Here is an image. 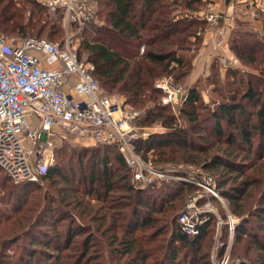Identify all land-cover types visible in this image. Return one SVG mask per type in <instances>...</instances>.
<instances>
[{"label": "trees", "instance_id": "1", "mask_svg": "<svg viewBox=\"0 0 264 264\" xmlns=\"http://www.w3.org/2000/svg\"><path fill=\"white\" fill-rule=\"evenodd\" d=\"M97 3L101 23L84 26L78 61L94 66L103 92L120 95L140 113L136 126L157 122L167 128L135 141V151L162 170L183 164L211 171L238 220L229 263L264 264V15L260 32L236 21L226 41L228 52L258 74L228 70L224 85L214 81L221 95L213 108L202 104L196 86L185 89L187 100L176 109L188 122L181 127L161 103L156 82L172 77L177 85L186 83L208 27L199 15L208 0ZM62 19L61 11L51 14L36 0H0V35L54 41ZM209 131L217 138L210 140ZM96 145L70 150L76 160L67 163L58 160L59 151L40 179L44 189L15 184L0 170V264L13 245L19 247L14 264H41L40 258L43 264H212L200 251L214 217L194 237L177 225L185 194L195 187L171 181L136 188L118 151Z\"/></svg>", "mask_w": 264, "mask_h": 264}, {"label": "built area", "instance_id": "2", "mask_svg": "<svg viewBox=\"0 0 264 264\" xmlns=\"http://www.w3.org/2000/svg\"><path fill=\"white\" fill-rule=\"evenodd\" d=\"M37 1L51 14L61 11L63 22L73 25L76 34L66 36L62 44L0 35V170L15 184L37 182L54 165L58 135L113 147L123 158L136 188L175 181L203 190L204 205L200 207L197 201L201 196H195L185 202L177 217L180 232L198 236L201 226L210 217H217L211 199L219 201L221 196L210 176L176 168L162 170L135 151L134 142L148 137L135 125L140 113L120 97L102 92L92 76L94 66L78 61L73 45L74 37L95 17L91 0ZM254 1L251 5L257 14L264 15V0ZM229 17L231 13L204 15L208 27ZM156 88L163 93L161 103L170 108L177 109L187 100V92L172 77L158 80ZM53 129L58 133H52ZM217 223L222 225L220 220ZM236 223L227 215L224 227L230 237H234ZM214 264H230L228 251Z\"/></svg>", "mask_w": 264, "mask_h": 264}, {"label": "rangeland", "instance_id": "3", "mask_svg": "<svg viewBox=\"0 0 264 264\" xmlns=\"http://www.w3.org/2000/svg\"><path fill=\"white\" fill-rule=\"evenodd\" d=\"M90 2H91V5H92V8H93V11H94L93 15H95V17H94V19L92 21V24H99V23H101V20L96 15L97 7H98L97 0H91ZM199 15L202 16L201 14H199ZM256 16H259V15L256 14ZM257 18L259 19V17H257ZM246 20L247 19L244 20L240 16L239 19H238V22H245ZM245 24H248V26H249L248 28L249 29L252 28L253 30H256V31H259V32L262 30V28H261L262 26H260L259 23H258L257 27H255L254 24L249 22V21H246ZM61 28H62V32H61L60 37H56L54 41L46 39L45 37H42V39H45L46 41H49V42L62 44V42L65 40L66 36H74L76 34L75 27L73 25L72 26L71 25L67 26V24H65L63 22V19H62V23H61ZM80 42H81V32L78 34V37L77 38L74 37V40H73V45L76 47V49L79 48ZM225 44H226V42H225ZM198 51H199V49L197 50V53H196V55H195V57H194V59L192 61L193 70H192L190 76L188 77V79H187L185 84H183V82H181V83L178 84V86H180L184 91H186L185 89H188L190 87L196 86V88H198V90H199V92L201 94V102H202V104L207 106L208 108H213L214 105L216 104L215 102L217 100H219V98H220L219 96L221 95L219 92H217V87L215 88L214 81L217 80L219 82V84H223L224 85V83H225L224 77H225V74L227 73L228 70H230V71L238 70L242 74H243V72L244 73H251V74H254V75L258 74L257 71H255L252 66H250L248 64H242L241 62H238L231 54H229V56H226V55L224 56L223 55L224 57L220 58L218 56L219 53L216 55V57L218 56L217 59H215L216 57L213 58V61H215V62H212L208 66L206 65L207 73L206 74H204V73L200 74V70L201 69H199L197 64L194 67V61H195V58H196V56L198 54ZM216 52H218V51H216ZM44 67L47 68L45 64H44ZM195 68H196V70H195ZM213 68H214V70L216 68V70L213 71ZM203 70H205V66L203 67ZM215 72H216V76H213V74ZM109 95H115V96H118L121 99H123L120 95L115 94V93L114 94L109 93ZM250 110L253 111V107H251ZM171 113H172L173 116H175V121L177 122L178 126H181V127L188 126V122L186 120H184L179 115V113L176 110V108H172L171 107ZM208 126L209 127L211 126V128H212L213 125H212V123H209ZM224 126L225 125H223V127ZM137 128H138V130H140V132H144V133H146L148 135V137L146 139H148L153 134L163 133V132H166V130H167L166 127L160 125L157 122L149 124V125H146V126H142V127L137 126ZM52 133L55 134V133H58V131L53 129ZM214 133L215 132L209 131L208 137L209 138L212 137L210 140L217 138ZM56 141H57L56 142V151L57 152L55 151V153H54V164H55V161H56V155H57V153L59 154V151H61V155L58 157V160L60 162L67 163L66 160H68L69 158H71L73 160H76V158L74 159L73 156L69 155L70 150L73 153H78V152H80L81 148H84V147L93 148L94 146H97L95 143H93L90 140H79V139H74V138H71V137H67L65 135L56 136ZM68 147H70L69 150L67 149ZM256 151H257V145L254 144L253 154ZM150 155L151 154H149L148 158H150V159L155 158L154 155H151V156ZM75 165H76V163H75V161H73V166H75ZM174 168L179 169L180 171L186 172V173H189V174L198 173V174H200L202 176H205V177H206V175H208V176H210L212 178V181L214 182V180H213L214 179V177H213L214 175H213V173L211 171H206V170H203L201 168H197L195 166L183 165V164H179V165L172 164L170 166H166V169H174ZM34 183H36L37 184L36 186H38L39 188H42V189H44L45 186H46L45 181L38 180L37 182H34ZM158 183H160V182H158ZM193 187H195V189L192 188L193 190L191 192H187V194H185V198L184 199L188 201L189 199H193L195 196H201V198L198 199V201H197V203L201 207L206 202V198H205L206 195L203 193V190L201 188H199L197 186H193ZM35 194H39V191H36L34 193V195ZM182 201H184V200H182ZM219 201H217V202L210 201V204L214 207V209L216 211L217 217H214V219H215L214 226L215 227L213 228V231L210 232L208 234V236H206V238H204V242L202 244L201 251H200L201 254L205 253V256H206L205 260L208 262V258H209V260L211 261L212 264L217 263L216 261H217V259L219 257L218 253H219V251H221V248L218 246L220 243H225L224 252L228 251L230 260L232 258L231 255H230V251H231L232 246L234 244L233 234L230 237L229 233H225L224 223L226 221L227 215H230L229 211H228L227 202L222 197H220ZM68 210L72 214H75L70 208H68ZM218 220H220L222 225L217 226ZM236 221L238 223V220H236ZM217 232H218V235H217ZM226 232H227V229H226ZM227 248H229V250ZM16 251H19V247L17 245L10 246L9 247V253L4 258V261H3L2 264H14V262H15L14 260H16V258L18 256V253H16ZM224 252H223V255H224ZM40 260H41V264H43L44 262L42 261L41 258H40ZM48 264H50V263H48Z\"/></svg>", "mask_w": 264, "mask_h": 264}, {"label": "crops", "instance_id": "4", "mask_svg": "<svg viewBox=\"0 0 264 264\" xmlns=\"http://www.w3.org/2000/svg\"><path fill=\"white\" fill-rule=\"evenodd\" d=\"M251 3L255 4V1L208 0L206 9L203 11V13H201V15H206L208 13H217L221 15L223 13H231V17L219 21L218 25L215 27H207V29L204 31L202 36V45L199 48L198 54L194 61V67L197 64L199 69H201L200 74L207 73L206 65L208 66L212 62H215L213 61V58L216 57L218 53L220 58L224 57L225 55L229 56L230 53L226 48L225 42L227 41L228 35L235 22L238 21L240 16L244 20L247 19L246 21L253 23L255 27H257L258 23L260 26H262L261 15L256 16L258 11H256V8L252 6ZM257 17H259V19ZM219 40H222L220 44H218ZM218 56L215 59H217ZM204 66L205 70H203Z\"/></svg>", "mask_w": 264, "mask_h": 264}]
</instances>
